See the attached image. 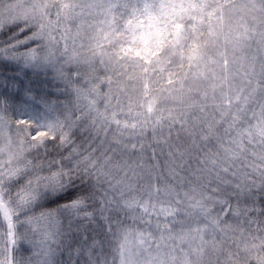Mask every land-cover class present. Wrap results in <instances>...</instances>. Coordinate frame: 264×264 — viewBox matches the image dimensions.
Here are the masks:
<instances>
[{
  "label": "snow or ice",
  "instance_id": "6c2138e0",
  "mask_svg": "<svg viewBox=\"0 0 264 264\" xmlns=\"http://www.w3.org/2000/svg\"><path fill=\"white\" fill-rule=\"evenodd\" d=\"M0 264H264V0H0Z\"/></svg>",
  "mask_w": 264,
  "mask_h": 264
},
{
  "label": "rangeland",
  "instance_id": "374dc122",
  "mask_svg": "<svg viewBox=\"0 0 264 264\" xmlns=\"http://www.w3.org/2000/svg\"><path fill=\"white\" fill-rule=\"evenodd\" d=\"M64 225L66 226L65 228H67V222L65 221ZM58 260L60 259V257H57Z\"/></svg>",
  "mask_w": 264,
  "mask_h": 264
},
{
  "label": "trees",
  "instance_id": "16d2710c",
  "mask_svg": "<svg viewBox=\"0 0 264 264\" xmlns=\"http://www.w3.org/2000/svg\"><path fill=\"white\" fill-rule=\"evenodd\" d=\"M64 227H66L65 225H64ZM21 231H23V229H21ZM65 259L67 258V253H65V257H64ZM58 259V258H57Z\"/></svg>",
  "mask_w": 264,
  "mask_h": 264
}]
</instances>
